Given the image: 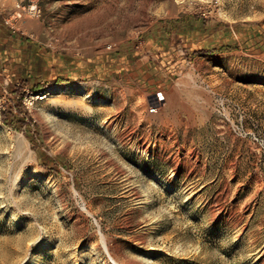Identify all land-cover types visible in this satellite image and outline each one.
<instances>
[{
  "label": "rangeland",
  "instance_id": "1",
  "mask_svg": "<svg viewBox=\"0 0 264 264\" xmlns=\"http://www.w3.org/2000/svg\"><path fill=\"white\" fill-rule=\"evenodd\" d=\"M0 17V264H264V0ZM15 58L45 71L17 86L30 138L3 122Z\"/></svg>",
  "mask_w": 264,
  "mask_h": 264
},
{
  "label": "trees",
  "instance_id": "2",
  "mask_svg": "<svg viewBox=\"0 0 264 264\" xmlns=\"http://www.w3.org/2000/svg\"><path fill=\"white\" fill-rule=\"evenodd\" d=\"M5 29L4 32L1 33L2 37L4 36L5 34V37L8 38V35H11L10 33V28L9 27H4ZM8 40H10V38H8ZM230 47V45H223L221 47H219L218 49L220 50H226ZM3 49V48H1ZM29 52V49L25 51V53H28ZM35 53H37L35 51ZM31 60H34V64L30 65V74H26L24 73L28 67L27 65H20L17 67V69H15L16 73L13 74V77L16 79V81H13L11 80L9 83H7L6 85V89H8L11 93V102H10V105L7 107L6 111L4 112V124L8 127H11L13 129H16V130H21V128L23 126H26L27 127V130H26V136L28 138H30V133L32 132L31 131V128L27 125L26 123V118L25 117H22L19 115L18 112H20L18 110V108L16 107V104H18L15 99V97L17 96V92H18V88L17 86H21V85H29L31 86L33 89L34 88H39L40 85L39 83L41 82V80H44V76H45V71L43 69H41L39 67V65H37L38 63V59H31ZM29 70V69H28ZM63 80H66L65 78H58L56 79L55 81L58 82V81H63ZM20 100H21V97H20ZM21 103V101H20ZM51 160H47V161H41V164L45 167H52V168H55L56 166L55 165H52L51 163Z\"/></svg>",
  "mask_w": 264,
  "mask_h": 264
},
{
  "label": "crops",
  "instance_id": "3",
  "mask_svg": "<svg viewBox=\"0 0 264 264\" xmlns=\"http://www.w3.org/2000/svg\"><path fill=\"white\" fill-rule=\"evenodd\" d=\"M4 27H9L10 28V33L11 35H8V38H10L11 40L13 39H17L20 40V36H16V32L14 31V29H12L11 26L8 25V23L4 20H2V18L0 17V44L4 45L5 42L7 41L8 38L5 37V34L4 36L2 37L1 33L4 32L3 29H5ZM18 42V41H17ZM7 61V54H6V49H3V50H0V76L3 75L4 71L6 70V66H4L3 63H5ZM13 63L15 64H18L19 66L24 63H22L20 61L19 58H15L13 61ZM6 65V64H5ZM24 73L26 74H30V70H26ZM4 82V81H3ZM3 82L0 83V86L3 87Z\"/></svg>",
  "mask_w": 264,
  "mask_h": 264
},
{
  "label": "built area",
  "instance_id": "4",
  "mask_svg": "<svg viewBox=\"0 0 264 264\" xmlns=\"http://www.w3.org/2000/svg\"><path fill=\"white\" fill-rule=\"evenodd\" d=\"M24 8H25V6L22 7V9H24ZM27 10L29 13L35 14L37 9H36V6L33 4V5H29ZM152 110H155V109H152Z\"/></svg>",
  "mask_w": 264,
  "mask_h": 264
},
{
  "label": "bare ground",
  "instance_id": "5",
  "mask_svg": "<svg viewBox=\"0 0 264 264\" xmlns=\"http://www.w3.org/2000/svg\"><path fill=\"white\" fill-rule=\"evenodd\" d=\"M144 10V9H143ZM145 12V11H144ZM145 14V13H144Z\"/></svg>",
  "mask_w": 264,
  "mask_h": 264
}]
</instances>
